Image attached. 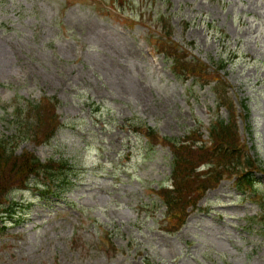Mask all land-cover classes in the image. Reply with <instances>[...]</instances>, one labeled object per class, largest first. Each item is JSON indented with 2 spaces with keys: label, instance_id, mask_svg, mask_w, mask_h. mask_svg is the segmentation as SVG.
<instances>
[{
  "label": "rangeland",
  "instance_id": "374dc122",
  "mask_svg": "<svg viewBox=\"0 0 264 264\" xmlns=\"http://www.w3.org/2000/svg\"><path fill=\"white\" fill-rule=\"evenodd\" d=\"M133 1L0 0V138L17 133V109L55 101L53 137L13 146L75 168L58 194H9L17 207L0 218V264H264V172L256 196L225 178L177 226L157 195L173 155L132 131L199 130L209 142L211 122L230 119L217 108L220 83L264 168V0ZM169 43L221 81L183 78Z\"/></svg>",
  "mask_w": 264,
  "mask_h": 264
},
{
  "label": "trees",
  "instance_id": "16d2710c",
  "mask_svg": "<svg viewBox=\"0 0 264 264\" xmlns=\"http://www.w3.org/2000/svg\"><path fill=\"white\" fill-rule=\"evenodd\" d=\"M164 27L171 35L169 21L161 16ZM165 53L173 58L175 70L188 77L195 76L203 83L218 80L214 74L207 72L205 64L195 61V64L183 63L181 54L175 44L166 45ZM223 62V60H221ZM224 65V64H223ZM223 67V66H222ZM220 93L219 102L230 112L229 121L217 119L210 127L211 143L203 141L199 130H192L183 138L162 137L153 128L144 125L133 126L132 131L149 138L151 145L162 144L172 152V171L170 184L158 191L166 206L168 223L181 226L188 216V209H195L197 202L210 189L219 185L225 177L236 178V185L241 189H248L257 193V179L255 172L264 171L259 158L250 155L241 142L236 120V108L226 89L221 90L220 83L215 86ZM244 108H247L245 102ZM17 133L11 137L0 138V212L5 217L13 216L17 204H12L8 196L14 191H39L58 194L59 188L69 186L75 168L68 159L50 158L43 162L34 153L24 151L17 154L14 149L16 139L31 138L37 143L48 142L62 126L56 113V102L43 99L39 104L30 105L26 109H17ZM62 186V187H60ZM166 187V188H165ZM10 203L7 209L4 204ZM264 207V204H263ZM260 221L264 222L263 215Z\"/></svg>",
  "mask_w": 264,
  "mask_h": 264
}]
</instances>
